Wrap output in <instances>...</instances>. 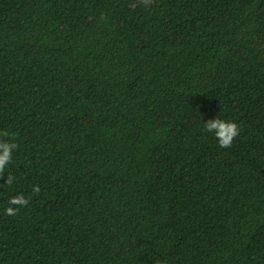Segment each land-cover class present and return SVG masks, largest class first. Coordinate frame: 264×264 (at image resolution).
Wrapping results in <instances>:
<instances>
[{"label":"trees","instance_id":"trees-1","mask_svg":"<svg viewBox=\"0 0 264 264\" xmlns=\"http://www.w3.org/2000/svg\"><path fill=\"white\" fill-rule=\"evenodd\" d=\"M0 145V264H264V0H0Z\"/></svg>","mask_w":264,"mask_h":264},{"label":"clouds","instance_id":"clouds-1","mask_svg":"<svg viewBox=\"0 0 264 264\" xmlns=\"http://www.w3.org/2000/svg\"><path fill=\"white\" fill-rule=\"evenodd\" d=\"M140 2L147 7L150 6L152 0H140ZM204 131L211 134L221 148H229L240 135L241 129L236 121L224 120L216 116L204 122ZM0 147H4V154L0 155V173H3L11 161V149L5 145H0ZM36 191L38 192L39 189L37 188Z\"/></svg>","mask_w":264,"mask_h":264}]
</instances>
